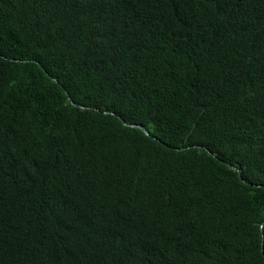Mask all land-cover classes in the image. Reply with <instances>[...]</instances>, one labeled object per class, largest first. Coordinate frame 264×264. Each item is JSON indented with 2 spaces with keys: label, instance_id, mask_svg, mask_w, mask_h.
I'll return each instance as SVG.
<instances>
[{
  "label": "trees",
  "instance_id": "1",
  "mask_svg": "<svg viewBox=\"0 0 264 264\" xmlns=\"http://www.w3.org/2000/svg\"><path fill=\"white\" fill-rule=\"evenodd\" d=\"M0 264H264V0H0Z\"/></svg>",
  "mask_w": 264,
  "mask_h": 264
},
{
  "label": "water",
  "instance_id": "2",
  "mask_svg": "<svg viewBox=\"0 0 264 264\" xmlns=\"http://www.w3.org/2000/svg\"><path fill=\"white\" fill-rule=\"evenodd\" d=\"M70 103H71V105H73V106H76V107H79V108H83L82 106H79V105L75 104V103L72 102V101H70ZM124 125L129 126V127H132V128H137V129L141 130L145 135L149 136L148 131H147L145 128H143L142 126L134 125V124H126V123H124ZM206 151H207L208 153H210L208 150H206Z\"/></svg>",
  "mask_w": 264,
  "mask_h": 264
}]
</instances>
